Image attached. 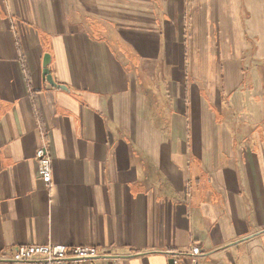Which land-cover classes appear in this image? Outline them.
<instances>
[{
  "label": "crops",
  "instance_id": "crops-1",
  "mask_svg": "<svg viewBox=\"0 0 264 264\" xmlns=\"http://www.w3.org/2000/svg\"><path fill=\"white\" fill-rule=\"evenodd\" d=\"M184 4L0 0V256L61 243L111 255L77 264H189L200 246L199 264H264V0H217L218 45L213 54L205 41L200 65L219 97L199 90L203 107L186 115L172 87L162 113L141 79L151 62L168 64L161 41L155 50L116 29L149 13L172 23ZM185 45L172 44L174 64ZM45 54L67 91L44 81ZM195 115L207 123L181 121ZM43 145L50 187L38 176Z\"/></svg>",
  "mask_w": 264,
  "mask_h": 264
},
{
  "label": "rangeland",
  "instance_id": "rangeland-1",
  "mask_svg": "<svg viewBox=\"0 0 264 264\" xmlns=\"http://www.w3.org/2000/svg\"><path fill=\"white\" fill-rule=\"evenodd\" d=\"M201 0H185L184 11L183 14H186L185 17H181L180 19L172 20V23H165L164 18L159 17L157 14V20L156 15L149 13V19L146 21H120V25H117L116 29V35L120 36L124 33H126L131 40H133V43H142L144 41H150L152 42L155 47V50H157L156 47L159 46V42L161 41L162 49L161 53L163 54L164 60H168V64L165 65L163 61H159V65L155 67V62H151L148 66V75H146V79L144 76H141L142 84H143V91H147V96L149 101L154 100V94L152 91H156L159 97H162L160 101L163 102V105H161L160 108L162 113L166 112L167 104L166 101L163 99V97H166V93H171V88L173 87L172 94L175 95L178 91V95L184 94L180 99L178 95L174 96V101H177V107L178 103L182 107L183 113L188 115L190 113V108L195 104V108L197 111L203 107V105L199 104L198 100L195 98L198 96L199 90L201 91H208L209 97H216L218 99L219 97V87L220 82L218 81V78L213 79L214 74L212 73V76L209 78V73L206 74L204 71V68L200 65V63L204 59L205 53L203 52V45L205 41L209 38L211 40V48L212 53L214 54V50L217 48L218 45V38L219 36L218 31L220 29H217V26L219 25V21H217L216 18V5L217 0H210V11H207V5L200 3ZM154 6V5H153ZM181 7V5H179ZM157 10L160 11V5H155ZM204 7L206 12H204ZM233 8V5H232ZM230 9V8H229ZM121 26V29L120 27ZM233 27V26H232ZM235 28H232V35L233 38L235 37ZM183 33V37L181 36L180 39L178 37V32ZM175 34L177 39L175 38ZM126 35V36H127ZM174 38L176 41H174ZM209 41V40H208ZM174 42V43H173ZM180 42L181 47L183 49V44L186 42V45L188 47V53L186 51V54L188 56L186 57L185 63L181 62L180 66L177 64H174L176 62H173L174 55L172 51V44H175ZM129 43V42H128ZM143 44V43H142ZM210 48V47H209ZM176 60V59H175ZM219 70V69H218ZM217 72V70H216ZM219 72V71H218ZM206 74V75H205ZM187 75V76H186ZM211 75V74H210ZM151 76V78H150ZM188 76L193 79H188ZM140 79V78H139ZM212 80V81H211ZM215 80V81H214ZM166 84L164 85V83ZM172 82V84L170 83ZM212 82V84H211ZM170 83V84H169ZM177 89V91H174ZM186 88V94L184 93V90ZM193 99V100H191ZM217 103V101H216ZM217 108L219 110L223 109V106L220 104H216ZM190 107V108H189ZM153 108V107H152ZM156 107L153 109L155 110ZM202 111V110H201ZM208 113V112H207ZM206 113V114H207ZM212 116L211 123H214V116ZM208 115H206L207 118ZM185 118V119H184ZM165 119H168L167 117L164 118V123L160 121L161 125L166 124ZM184 120L183 123L185 125H188L187 120H190L189 124H200L202 122L207 121L202 116H187L183 117ZM214 125V124H213ZM223 134V133H222ZM218 138L220 137V132L217 133ZM216 138V136H215ZM188 147H186V152ZM189 150V149H188ZM199 151V149L197 150ZM200 247V246H197ZM201 248V247H200ZM202 251V249H201ZM203 255V252H202ZM201 259V257H200ZM200 263V261H199Z\"/></svg>",
  "mask_w": 264,
  "mask_h": 264
},
{
  "label": "built area",
  "instance_id": "built-area-1",
  "mask_svg": "<svg viewBox=\"0 0 264 264\" xmlns=\"http://www.w3.org/2000/svg\"><path fill=\"white\" fill-rule=\"evenodd\" d=\"M39 180L50 187L53 182L52 159L48 155L46 145L36 151ZM189 254V264H199L202 251L193 246ZM111 255L106 249L94 246H69L66 244H34L21 245L16 252L0 256V264H77L82 261L107 259ZM177 264V262H176Z\"/></svg>",
  "mask_w": 264,
  "mask_h": 264
},
{
  "label": "water",
  "instance_id": "water-1",
  "mask_svg": "<svg viewBox=\"0 0 264 264\" xmlns=\"http://www.w3.org/2000/svg\"><path fill=\"white\" fill-rule=\"evenodd\" d=\"M52 57L50 54H45L43 59V79L44 81H47L52 87L63 89L65 91L68 90V88L64 85H59L55 82L53 75L50 70V64H51ZM169 264H176L175 259H171L169 261Z\"/></svg>",
  "mask_w": 264,
  "mask_h": 264
}]
</instances>
